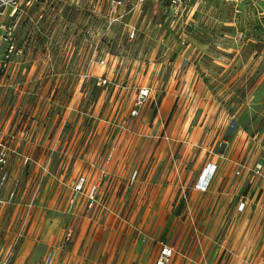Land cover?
<instances>
[{
	"label": "rangeland",
	"instance_id": "obj_1",
	"mask_svg": "<svg viewBox=\"0 0 264 264\" xmlns=\"http://www.w3.org/2000/svg\"><path fill=\"white\" fill-rule=\"evenodd\" d=\"M24 2L0 13V257L154 264L168 243L172 264L200 252L206 264H264L261 8L199 0L176 14L169 0H124L110 22L108 0ZM209 161L219 172L200 192ZM82 175L99 183L91 212L84 195L70 208ZM103 206L101 232L90 231Z\"/></svg>",
	"mask_w": 264,
	"mask_h": 264
},
{
	"label": "built area",
	"instance_id": "obj_2",
	"mask_svg": "<svg viewBox=\"0 0 264 264\" xmlns=\"http://www.w3.org/2000/svg\"><path fill=\"white\" fill-rule=\"evenodd\" d=\"M36 0H25V4L29 5L34 3ZM144 0H138V3L142 2ZM207 2L211 1H222V2H228L237 4L235 7H238V3L247 1L250 3H253L255 6H259L261 10L259 13L264 17V0H204ZM108 2L111 4V9H109L108 12V19H110V22L121 20L123 18V13L118 11V9H122L125 4L124 0H108ZM23 0H0V13L1 9L3 8H11L12 14L18 13L19 10H23L24 6H22ZM24 5V4H23ZM199 5V0H169V6L170 8L176 13L181 14L185 12L186 10L190 9H196ZM23 7V8H22ZM129 37L133 38L136 37V34L138 33V27L136 25H130L129 26ZM11 36L6 34V37L4 40L10 41ZM13 48V45H11ZM10 49V51L12 50ZM7 58L9 57V54L6 55ZM4 60V63L2 64L1 70H6L8 67V59ZM106 62L105 59L101 61V65H104ZM110 80L106 76H99L97 79V85L98 86H105L109 83ZM149 95V89L143 88L139 91V94L137 96V99L135 100L132 114L134 116H137L140 114V109L142 108L143 104L146 102ZM7 151L1 150L0 151V165L1 170H4L5 164L7 162ZM107 165V163H106ZM104 165V168L107 166ZM217 172V165L216 164H208V166L203 170V172L200 174L197 182L195 183V188L200 191H206L209 188V185L211 181L214 179V176ZM237 173H240L238 170ZM7 172L4 171L3 177L0 181V187L3 186L5 179L7 178ZM137 176V172H135L134 177ZM99 189V183H93L88 180V178L85 175L79 176L75 186H74V196L70 200V208L72 209L77 202V196L78 195H84V198L87 201V207L89 209H92L97 204V193ZM246 203L245 201L241 202L239 205V210H242L245 208ZM74 228L68 227L65 232V240L66 242L70 241L73 237ZM160 255H158L155 264H168L172 261L174 257V250L172 247H170L168 244L162 243L161 244V250ZM0 264H10V261L6 256L0 257Z\"/></svg>",
	"mask_w": 264,
	"mask_h": 264
},
{
	"label": "crops",
	"instance_id": "obj_3",
	"mask_svg": "<svg viewBox=\"0 0 264 264\" xmlns=\"http://www.w3.org/2000/svg\"><path fill=\"white\" fill-rule=\"evenodd\" d=\"M240 152H241V150H240ZM240 152H239V154H240ZM230 161H233V162H235L233 159H231ZM216 164L217 165V172H216V174H215V177H214V179L216 178V176L218 175V172H219V166H218V164L217 163H214V161H209V162H207L205 165H203L202 166V168H201V171H200V173H199V176H200V174L203 172V170L208 166V164ZM199 176L197 177V178H199ZM88 180L89 181H91V182H93V183H96V182H94L93 180H91L89 177H88ZM197 180L198 179H196L195 180V182H194V188H195V183L197 182ZM212 182V181H211ZM210 186H211V183H210V185H209V188H210ZM208 188V189H209ZM196 189V188H195ZM208 189L206 190V191H208ZM197 190V189H196ZM198 191H200V190H198ZM206 191H200V192H206ZM78 196H82V195H78ZM77 196V197H78ZM241 202H243V201H240L239 202V205L241 204ZM245 203H246V206H245V208L243 209V211L244 210H246V209H248V207H249V204H248V202L247 201H245ZM76 204H77V202H76ZM86 205H87V203H86ZM99 205V200L97 201V204L92 208V209H90V212H91V210H94L97 206ZM104 210H105V207L103 206V207H100V209H99V223H97V222H94V223H90V222H88L87 223V225H86V228H88L89 227V229H90V231H100L101 232V229H102V221H101V219H102V215H104L105 213H104ZM238 210H239V208H238ZM240 211H242V210H240ZM186 225H188L187 223H186V221H183L182 222V225H181V227H180V230H179V232H178V234H180L184 229H185V227H186ZM89 237H91V236H89ZM88 237V241H90V238ZM93 242H97V240H91V244L93 243ZM162 243V242H161ZM168 244V243H167ZM170 247H172L173 248V250H174V257H173V259H172V261L170 262V263H168V264H172L173 262H174V260H175V258H176V256H177V249H176V244H168ZM198 245L200 246V247H203V242L199 239L198 240ZM197 245V246H198ZM100 246H102V244H100ZM217 247H219V245H217ZM160 250H161V246H160V248H159V252H158V255H160L159 253H160ZM158 255L156 256V258H155V261H154V264H155V262H156V259H157V257H158ZM211 256V258H215L216 257V254H212V255H210ZM184 257L185 258H187V260H182V262H178V263H174V264H191V260L192 259H194L195 260V263L196 264H206V261H204L203 260V254H201V252L200 253H197V254H186V255H184ZM42 262V261H41ZM53 264H55V262L53 263Z\"/></svg>",
	"mask_w": 264,
	"mask_h": 264
}]
</instances>
